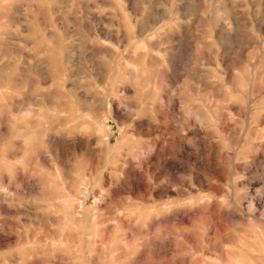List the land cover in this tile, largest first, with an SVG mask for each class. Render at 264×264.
<instances>
[{
    "label": "rangeland",
    "instance_id": "1",
    "mask_svg": "<svg viewBox=\"0 0 264 264\" xmlns=\"http://www.w3.org/2000/svg\"><path fill=\"white\" fill-rule=\"evenodd\" d=\"M0 264H264V0H0Z\"/></svg>",
    "mask_w": 264,
    "mask_h": 264
},
{
    "label": "bare ground",
    "instance_id": "2",
    "mask_svg": "<svg viewBox=\"0 0 264 264\" xmlns=\"http://www.w3.org/2000/svg\"><path fill=\"white\" fill-rule=\"evenodd\" d=\"M218 12H219V11L215 12V18H214V19H215V22H216V20H218V19L220 18V17L218 18ZM213 15H214V14H213ZM210 16H211V15H210ZM217 18H218V19H217ZM214 19H213V21H214ZM216 26H217V25H216ZM63 111H64V110H63Z\"/></svg>",
    "mask_w": 264,
    "mask_h": 264
}]
</instances>
